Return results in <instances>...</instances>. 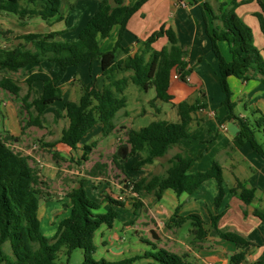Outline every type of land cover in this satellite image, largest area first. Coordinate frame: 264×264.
<instances>
[{
	"label": "trees",
	"instance_id": "16d2710c",
	"mask_svg": "<svg viewBox=\"0 0 264 264\" xmlns=\"http://www.w3.org/2000/svg\"><path fill=\"white\" fill-rule=\"evenodd\" d=\"M28 6L23 7L21 0H0V12L24 18L40 17L44 21L61 18V0H26ZM119 3L122 0H117ZM147 0H142L132 7H123L116 11L110 20V26H120V33L112 51L102 52L101 39L106 38L110 30L105 26L108 20V0H100V10L93 17L84 36L77 42H67L60 39L61 33L45 34L29 33L19 35L22 42L12 48H0V89L20 98L22 86L10 73L26 71L30 66L50 62L61 67L62 74L52 77L41 68L37 71L27 70L25 84L28 93L21 97L24 109L29 114L28 127L44 126V114L57 102H63V110L68 120V126L63 130L62 137L47 146L53 148L57 143L62 144L72 152L80 149L85 135L98 124L102 125V137H109L118 129L120 115L128 116L126 89L130 83L144 92L155 90L156 96L150 101L152 107L157 102L173 103L174 97L169 93L171 74L187 52L181 48L176 32L163 26L145 41H141V49L130 55V50L122 46L123 33L129 19ZM254 0L230 4L222 3L218 12L214 11L208 2L203 6L205 11L206 32L211 40L212 51L219 63L220 87L225 95L222 105L227 110V121H233L239 131L233 140L232 150L249 144L254 151L264 158V114L260 110L253 111L255 118L251 122L246 117L237 115L236 103L232 100L233 92L229 79L235 77L242 82L258 80L264 85V55L254 44L252 29L238 16L236 10L243 4ZM262 13H256L261 31L264 35V0H257ZM209 20L211 26H209ZM161 38H167L168 46L158 51L153 44ZM229 45L231 60H227L220 43ZM32 45V48H28ZM126 54L125 59L121 55ZM101 62L104 85L98 89L94 84L82 85V96L78 102L64 101L60 83L65 72L70 67L87 62ZM130 71V77H119L121 73ZM3 74V75H2ZM184 79L183 76H181ZM35 83L42 84L38 97L30 102ZM180 122L159 120L150 123L139 130L131 129L127 133L126 145L129 147V157H136L131 168L140 171L151 165L157 158L164 157L174 144L191 136V125L196 113L205 108L201 100L190 104L187 101L175 105ZM37 112L34 116L31 109ZM159 110L158 108H156ZM26 127L22 128V131ZM259 133L263 138H259ZM15 138L9 132L0 134V264H59V253L63 250L69 257L74 250L83 251L84 264H134L141 257H132L120 261L106 259L95 260L96 233L105 225L113 228L119 219L120 208H125L124 202L106 195L102 202L88 195L84 181L68 193L70 215L62 219L58 225L56 236L47 238L41 229L40 208L44 184L41 177L35 173L30 164V158L17 151L11 141ZM98 141L82 148V161H87L89 155L97 147ZM145 155L137 158L139 153ZM54 157L59 154L53 153ZM120 158L113 156V162L121 169ZM193 158L186 153L176 154L170 161V167L163 175H151L132 184L137 194L133 216H139L144 206L141 201L145 194L154 195L155 201L162 199L164 192L173 190L177 195L193 194L203 184L215 180L218 192L214 199L216 209L222 205L227 190L225 188L223 167L214 160L211 167L205 171L189 172ZM99 164L94 168V174L100 169ZM232 195L239 194L245 205H249L255 196L254 189L246 188L237 180L236 186L229 190ZM103 203H108L106 213H100ZM118 207V208H117ZM177 208L166 223L168 228H181L191 222L193 232L198 241L209 236L219 237L236 245L237 252L230 259V264H246L250 250L256 247L246 237L236 231L219 228V221L224 212L211 215L210 229L198 214L181 216ZM254 216L264 222V212L254 211ZM134 222H130L133 224ZM9 246V251L5 246ZM153 252H146V258H152L159 264H192L188 256H181L166 249L158 248L153 243ZM252 264H264V260Z\"/></svg>",
	"mask_w": 264,
	"mask_h": 264
},
{
	"label": "crops",
	"instance_id": "0c3cea01",
	"mask_svg": "<svg viewBox=\"0 0 264 264\" xmlns=\"http://www.w3.org/2000/svg\"><path fill=\"white\" fill-rule=\"evenodd\" d=\"M22 1H24L25 5H22ZM140 1L142 0H122V2L119 3L117 0H108L107 5L109 7V11L105 29L110 30V33L106 38L101 39L100 48L102 52L112 51L118 39L120 26H110V20L116 11L123 7H132ZM231 1L232 0H147L129 19L127 28L123 33L122 46L130 50V55L137 53L141 49V41H145L149 36L163 26L166 28H172L176 32L179 44L181 48L187 52V54L178 63L176 69H174L171 74L169 93L174 97L173 103L171 104L176 105L183 101L193 104L201 100V102L206 105L205 108L199 110L194 116V122L191 125V136L189 138L183 139L177 144H174L164 157L157 158L153 164L147 165L140 170L145 171V173L140 175L138 178H132L135 181H140L141 179L146 178L151 172L154 175L165 174L170 167V161L172 158L176 154L180 153H186L193 158V162L189 169V172L191 173L208 170L214 160L219 161L223 167V172L224 169L229 170L235 180V183L239 180L246 188L254 189L255 196L249 205H245L243 203L239 194L233 196L229 193L230 189L225 185L228 193L220 208L216 209L214 199L218 192V186L215 180H210L203 184L195 193L190 195L187 193L177 195L173 190H166L161 200L155 201V203L150 206L147 205L152 217L150 221H146L145 225L150 226L149 231L154 234L151 224H157L158 226L164 224V226H166V223L175 213L176 209L180 208L179 214L181 216H188L190 214L200 215L206 222V229H210L209 223L211 215L224 212L223 217L219 221V228H221V226L225 224V219L229 220L228 217H230L229 215L232 211L231 203H237L239 210L236 211L235 216L233 217V222L229 221L230 225L226 228H228L227 230L229 231H236L242 234L249 241L255 244L256 247H253L250 250L246 263L252 264L257 261H262L258 259L259 255H261L262 258L264 257V243L261 245L260 239L255 237L257 231H264V222L253 214L255 210L264 211V209H261V207L264 206V160H262L264 158L254 151L248 143L239 149L232 150L231 148L235 135L228 133V129L225 124L226 121L223 123L220 121L221 118L227 116V110L222 107L225 95L220 87L219 63L212 51L211 40L206 32L207 27L204 18L205 11L203 9L204 4L208 2L210 7L214 11L218 12L222 3L230 4ZM242 1L245 0H238V2ZM21 5L23 7H27V1L21 0ZM99 10L100 0H61L62 17L53 18L50 21L42 20L47 28L43 29L42 24H39V26H41V28H39L40 31L30 33L45 34L50 32H59L61 33L60 39L62 41H66L62 39V36L65 33L79 30L77 39H81L89 28L93 17ZM236 12L241 20L252 29L255 45L264 55V35L261 31L259 19L255 15L256 13H262V9L258 1L254 0L252 2L241 4L237 8ZM9 14L11 13L0 12V17L3 15L7 19L8 16H10ZM34 18H24L22 20L23 24H21L20 27L25 28ZM70 21H74V25L69 23ZM63 22H65L66 26L56 29L57 25L62 24ZM209 26H211L210 20ZM13 33V28L9 26L6 20L3 21L0 18V48L8 49L6 46L7 42L4 41L3 37L6 35L11 36ZM25 34H29V32H21L20 35ZM67 42L70 41L67 40ZM167 46V38H161L153 44V48L158 51ZM220 49L224 57L230 61L231 55L229 45L226 42H221ZM126 57V54L121 55V59H125ZM40 68L52 77L62 74L61 67L50 62L32 65L27 70L32 69L37 71ZM174 73L181 74L184 79L174 80L172 78ZM131 74L132 72L127 71L121 73L119 77H130ZM77 82L80 83L81 89L83 84H94L98 89H102L104 85V78L102 75L101 62L99 60L92 63L87 62L67 69L60 83L64 101L70 100L66 96L71 94ZM229 84L233 92L232 100L236 103V108L238 104H242L244 105L245 110L248 108L252 110V112L260 110L264 114V85L261 82L258 80L242 82L235 77H231L229 79ZM130 85H132V83H130L128 87ZM33 87L34 89L31 95L33 96L36 93L39 95L42 90V84L35 83ZM138 90L142 91L140 88H138ZM139 91L134 89L131 92V102H134L135 104L139 103ZM125 96L127 97L126 110L128 112V116L120 115L118 120V129L109 137H104L107 140L109 139L110 145L117 143V141L126 142L128 131L135 129V118L138 116L135 110L136 107L134 106L133 109L128 108L129 98L126 95V92ZM36 97H33V99ZM215 107L218 110H215ZM32 110L34 109L32 108L31 111ZM50 112H55L58 119L60 117H65L63 102H57L54 104L46 111L44 116L48 115ZM169 113L170 112H166L165 110H160L159 114L155 115L152 112H148L145 115L151 114L154 118H157L159 115L163 114L166 118V116H171ZM33 115L36 116L37 112L35 111ZM240 116L245 117L241 114ZM161 120L179 123L180 117L177 109L173 117ZM67 126L57 132L46 130V134L42 135H38L33 132L34 128L39 127L32 126L24 132H19L20 136H16L15 141L16 144L26 146V148L34 146L33 151H36L38 145H47L49 143L59 141L62 137L63 130ZM97 126L102 129L101 124H98ZM40 129H46L45 124ZM92 131L93 130L88 132L85 137H87ZM205 132L209 135V137L205 135ZM29 134L32 135V137ZM82 145L83 144L81 143L80 147ZM52 149L53 153L55 151H64L71 154L70 149L59 143H57ZM53 153L50 155L52 156ZM24 155L30 158V162L34 161L33 159L39 160L38 156L31 154L29 151H26ZM140 155L141 154L139 153L137 157H140ZM244 161H251L253 167H249L250 170H248L251 172V176L243 177V179H241V177H239L241 172H246V169L241 167V163ZM257 164H259L260 167H258ZM158 167H160L164 173L157 174L155 169ZM55 169L56 167H52L51 165L44 163V165H41L39 170L34 171L41 177L42 180L50 183V181H53L52 173ZM203 190L209 193V197H206V195L203 194ZM58 197L59 196H57V198ZM111 197L113 199L118 198V196L114 194L111 195ZM167 197L170 199L169 205L165 203ZM96 200L101 202V198ZM255 203H259L260 207H256L254 205ZM105 205L108 209L109 204L105 203ZM57 217L58 216H56V218ZM250 220L254 221L252 225L248 224V221ZM50 223L56 224V221L50 220ZM185 225L190 226V236L195 237L196 232H193L194 226L192 223L188 222ZM179 229L180 228H174L172 235L176 236ZM178 237L179 240L175 239L177 242L185 243L181 236H177L176 238ZM198 244L203 247L200 249L201 253H199V255L197 254V256H203V262L205 264H229L230 257L237 252L235 244L225 241L219 237L209 236L203 241H198ZM188 249L189 251H193L191 246H188Z\"/></svg>",
	"mask_w": 264,
	"mask_h": 264
},
{
	"label": "rangeland",
	"instance_id": "374dc122",
	"mask_svg": "<svg viewBox=\"0 0 264 264\" xmlns=\"http://www.w3.org/2000/svg\"><path fill=\"white\" fill-rule=\"evenodd\" d=\"M22 5H25L24 1H22ZM9 15L10 16H8L7 19L3 15L0 17L3 21L6 20L9 26L14 30V33L11 36L6 35L3 37L4 41L7 42L6 46L8 49H12L22 42L18 39V35H20L21 32H39V28H41L39 24H42L43 29L47 28L41 18H34L29 22L28 26L21 28L20 25L23 24L22 20H20L14 14ZM69 23L74 25V21H70ZM65 26V22H63L62 24H58L56 29ZM67 33L64 34L65 36H62V39L66 41L68 40L70 42H77L79 40L77 39L79 30L70 31ZM28 47L32 48V45H28ZM26 72L27 70L9 74L13 76L22 86L21 97L28 93V86L25 84L27 74ZM134 89L139 91L135 85H130L126 91V95L129 98L128 108L133 109L134 106L136 107L135 110L138 116L135 118V129L148 126L153 121L171 118L175 115L176 107L171 103L159 101L157 102L156 107L151 106L150 101L156 96L154 89H151L149 92L139 91V103L135 104L134 102H131V92ZM82 93L81 85L79 82H77L75 84L74 90L66 97L71 101L78 102ZM36 96H38L37 93L33 96L31 95L30 102L33 100V97ZM21 97L17 98L0 89V134L9 132L10 135L16 138V136H20L19 132H22L23 127H26L25 130L30 129V127L27 125L29 121V114L24 109ZM222 107L224 106L222 105ZM156 108H159V110ZM214 109L218 110L216 107ZM160 110L170 112L169 114H171V116H166L165 118V116L162 114L157 118H154V116L151 114L145 115L148 112H152L156 115L159 114ZM235 111L237 115H244L251 122H254L255 118L258 117L257 115H254L252 110L249 108L245 110V107L242 104H238ZM34 112L35 111L32 110L33 114ZM220 121L222 123L226 121L225 124L229 134L235 136L237 135L239 127L233 121H227L226 117L221 118ZM44 124L46 129L34 128L33 132L37 133L38 135L46 134V130L57 132L63 127L67 126L68 121L65 117H60L58 119L55 112H50L48 115L44 116ZM205 135L209 137L206 132ZM30 136L32 137V135ZM259 138H263V135L260 133ZM94 141H98L97 147L89 155V159L87 161H82V148L85 145L92 144ZM125 143V141H117V143L110 145L109 139L107 140L101 136V129L98 126L95 127L87 137H85L84 141L82 142L83 145L79 150L73 152L71 151V154H68L64 151H55L57 154H59L58 157H54L53 155L51 156L50 154L53 153V149L45 144H42L41 146L38 145L36 151H33L34 146L26 148V146L16 144L15 139L11 141V145L13 147L15 146L14 148L17 151L23 154L26 153V151H29L31 154L38 156L39 160L33 159L34 161L30 162L35 171L39 170L41 165H44V163H47L52 167H56L52 173L53 181L48 183L47 181L45 182L43 180V195L41 197L40 210L41 229L43 234L49 239H53L56 236L60 221L70 215V208H66V205H70L68 193H70L74 188H77L80 181L83 180L85 187L87 188L88 195L94 200L101 198L102 202L106 195L111 196L114 194L118 197L122 196L124 198L122 202H124L127 206L125 207L126 209L122 208L121 210L120 208L121 215L119 219L115 221L113 228L110 229L103 225L96 233V237L94 239V245L96 247L94 254L95 260L98 261L101 259H106L109 261H120L138 256L141 258L138 259L134 264H159L154 259L145 257L146 252L154 251L151 245V243H153L158 248L166 249L181 256H188L187 261L191 262L192 264H205L203 262V256H197V254L199 255V253H201L200 249L203 246L198 244L196 237L190 236V226L185 225L181 227L179 231H177L176 236L172 235L174 227L168 228L164 226V224H161V226H158L157 224H151V227L153 228L157 238H155L154 235L149 231L150 226H146L145 223L146 221H150L152 216L147 205L150 206L155 203L154 195L145 194L144 197H142L141 201L143 202L144 206L141 208L139 216L134 219V207L132 204L136 202V198L138 197L134 191L131 190V188L132 184L139 181H135L132 177L138 178L140 175L145 173V171L132 170L131 166L136 158L129 157V147ZM125 145L128 147L127 157L122 158L118 156L120 158L118 162L123 166V169H121L113 162V156L115 154L118 155L119 149ZM140 154L145 155V152ZM97 164H99L101 168L97 169L96 172L92 174ZM257 165L260 167L259 164ZM241 167L245 168L246 172H241L239 177H241V179H243V177H250L251 172L248 170H250L249 167H253L251 161L242 162ZM155 172L157 174L164 173L160 167L156 168ZM151 175L154 174L151 172L147 177ZM224 180L225 185L229 189L236 186L232 174L227 169H224ZM202 192L206 195V197H209V193L207 191L203 190ZM57 196L59 197L57 198ZM165 203L169 205L170 199L168 197L166 198ZM254 205L256 207H260L259 203H255ZM231 209L232 211L229 215L230 217H228L229 220L225 219V224L221 226V229L223 230L228 229L226 227L230 225L229 221L233 222V217L235 216L236 211L239 210L238 204L231 203ZM261 209H264V206H262ZM99 212H107L105 203H103ZM56 216L58 217L56 218ZM50 220L56 221V224L50 223ZM131 221L134 223L130 224ZM253 222V220H250L248 221V224L252 225ZM177 236H181L185 243L177 242L175 240H179V237L176 238ZM255 237L260 239L261 245L264 243V231H257ZM188 246H191L193 251H189ZM5 250H10L8 245L5 246ZM258 259L264 260V257L262 258V256L259 255ZM57 262L59 264H84L83 251L80 249L74 250L73 253L68 257L63 250L59 253Z\"/></svg>",
	"mask_w": 264,
	"mask_h": 264
},
{
	"label": "water",
	"instance_id": "95a60500",
	"mask_svg": "<svg viewBox=\"0 0 264 264\" xmlns=\"http://www.w3.org/2000/svg\"><path fill=\"white\" fill-rule=\"evenodd\" d=\"M127 150H128V147L127 146H122L119 149L118 156L119 157H122V158H126L127 157ZM153 235H154L155 238H157L156 235H155V233Z\"/></svg>",
	"mask_w": 264,
	"mask_h": 264
},
{
	"label": "built area",
	"instance_id": "2783aa9c",
	"mask_svg": "<svg viewBox=\"0 0 264 264\" xmlns=\"http://www.w3.org/2000/svg\"><path fill=\"white\" fill-rule=\"evenodd\" d=\"M172 78H173L174 80L182 79V78H181V74H178V73H174L173 76H172ZM131 190H133V187L131 188ZM123 199H124V198H123L122 196H119V197L117 198V200H119V201H122Z\"/></svg>",
	"mask_w": 264,
	"mask_h": 264
}]
</instances>
